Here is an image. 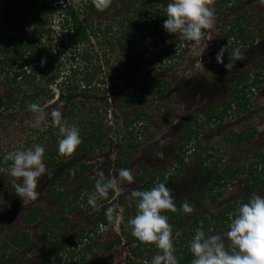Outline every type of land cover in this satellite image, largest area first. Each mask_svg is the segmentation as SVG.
Masks as SVG:
<instances>
[{
  "label": "rangeland",
  "instance_id": "374dc122",
  "mask_svg": "<svg viewBox=\"0 0 264 264\" xmlns=\"http://www.w3.org/2000/svg\"><path fill=\"white\" fill-rule=\"evenodd\" d=\"M58 2H61V0H58ZM113 2L108 13L102 15V18L93 19L94 26H103L106 22H109L111 14H114V18L121 13L127 14V7L116 0H113ZM28 3L29 0H0V9L6 7L24 8L25 15L17 19L16 26L19 28L23 22L24 25L21 28L25 29L28 35L31 36L37 22L30 20L31 12L28 11ZM217 3L212 1L211 6L215 9ZM237 18L241 19V26L244 27L243 35L245 37L243 39H238L235 34L231 35L229 33L230 27L234 28V31L236 30L233 22L235 23ZM56 24L57 20H54L37 29L36 34L40 37L38 41L42 42L44 40L42 34H44L47 26H54L56 31L52 35L55 36L53 38L55 45L51 51L44 47L41 48V52H34L30 55L28 58H32L33 61L30 66H27V72H31V68L35 67L38 60L41 61L43 58L45 63L47 62L46 64H49L52 60L54 66L60 65L58 68L61 70L62 78L70 73L69 69L72 62L57 48L59 29ZM263 25L264 0H241L239 6L228 7L220 11L215 9L214 27L212 30L207 31L198 43L188 41L184 45L177 46L173 42L176 41L179 35L173 36L164 29L158 32L151 25L153 33L146 41L137 43L125 58L118 56V50L111 51L104 46L99 47L97 43L90 47L87 44L89 59L86 63L83 61L78 63L83 68H81L78 77L82 78L88 73L94 81L82 93H79L76 99L81 100L85 105L81 107L74 118H69L68 121L75 124L80 121L81 123H78L80 134L83 133L81 135L86 136L90 126L88 119L92 117L94 122H98L102 118L105 122H103L104 125L107 124L105 129L108 141L106 146L93 150L91 154L76 156L74 152L70 156V159H72L71 171L77 168L84 173L80 178L75 176V178H70L64 193L68 195L79 182L85 184L83 186L85 190L92 192L95 182H89L88 178H91L92 174L98 171H103L106 177L112 176L118 179L121 189L118 198L120 203L121 199L127 197L136 187V176L140 174L144 177V180L142 179L143 184L150 183V176L154 175L157 178L156 181L160 179L172 190L176 202L181 196V191L177 189L178 184L201 175L195 164L196 156L192 150L184 155L183 169L179 173H176L175 169L178 164L172 161V154L181 142L179 136L187 130L188 126H192L197 131V142L202 150L207 146H213L214 150L207 151V153H215V156L209 158L208 166L211 167L215 162L219 166L223 163V166H240L248 169L255 161L253 152L260 151V149L264 150V80L257 84H250L251 81L249 80L246 82L247 85L251 86V89L247 90L249 100L244 109L231 107L227 115H223L219 111L222 109L223 103L232 98L231 88L236 85L239 75L246 71L255 73L259 70V64L264 60V35L260 29ZM17 32L19 31H16V28L8 30L4 25H0V38L6 39L3 37L5 34L10 37L13 34H18ZM117 32L118 29H115L112 34L115 35ZM93 41L97 42L98 39L94 38ZM10 45L11 51L9 54L15 48L13 42ZM221 47L226 49L224 62L228 63V57L233 59L232 64L234 67L230 71L223 67L224 69L221 72H217L223 66V64L217 63L215 59L216 52ZM82 48L81 50L85 49L84 46ZM236 49H239L242 53V59L240 60H237L233 55ZM169 54L170 57H168ZM108 55L111 57L113 64H115L116 58L125 62L126 68L129 71H134L136 78L139 80L146 78L156 82L167 81L169 83L167 89L163 93L155 95V97L145 96L143 98L145 99L144 102L139 105L126 107L125 98L122 94H129L132 90L131 87L126 91L113 92L104 89L99 82L103 76L109 75L108 72H111L104 60ZM99 64L100 68H98ZM27 78H19L17 83H12L10 87L4 77L0 76V95L3 97L12 95L21 98L23 94L29 95L35 92V89L28 87ZM215 80H222V83L215 85ZM134 82L135 80H131L129 86ZM51 87L52 97L45 95L47 98L44 99L42 96V98L36 100V103L44 106L46 113H50L53 108L59 107L63 114L67 110L66 100L57 99L58 86L53 84ZM134 98L137 100V97L134 96ZM27 103L17 101L13 107H0V167H7L10 161H5L4 157L15 148H29L41 144L45 148V163L49 161L50 154L47 155L48 153L58 151V129L53 127V134H48L46 133L48 127L45 131L31 127L34 116L28 110L29 103ZM211 113H219L221 117H209L208 115H211ZM142 114H146L148 117L142 119L141 125L137 123L136 128H138L136 130L138 131L127 132L128 129L126 130L124 121L127 118ZM50 119L49 115V125ZM253 128L256 129V132L252 133L248 139L240 144L233 142L232 132L250 134ZM188 132H191V130H188ZM127 134H133L134 140L136 138L138 142L136 147L133 146L129 149L125 144ZM194 141L192 140L189 145L193 146ZM126 150L131 151L132 158L122 168L131 170L134 177L131 183L120 179L117 175L118 171L115 172L114 169L109 168V160L116 158L120 151L124 152ZM158 153H162V156ZM59 161L67 162L69 160L67 157H63L59 158ZM82 162H87L92 167L83 169L79 166ZM50 163L49 165L46 163V166L52 175L51 177H41L37 189L40 195L36 201L23 203L22 199L15 194L14 178L7 173L0 174V264H33L36 261L53 264L52 262L59 248L60 251L66 249L69 252L63 254L59 264H102L104 260L107 261V264H128L132 257L131 244H117L112 248H106L104 244L110 242L113 235L119 233V231H122L121 242L127 241L129 236H132L130 226L126 225L124 229H121L117 222L114 224L106 223V227L102 225L101 229L93 234L92 240H89L91 242L90 249L87 248L85 251L79 250L78 247L75 249L66 247L63 240L56 241L48 234L43 235L42 225L45 216L59 211L53 201L48 199L47 192L48 190L50 193L55 192L58 189V186H55L57 182L50 185V181L55 177L56 172L60 170L62 163L57 166ZM161 173L164 174L162 178ZM220 174L223 180L228 182L220 188L222 194L215 195L213 202L210 201L208 196L201 197L197 203L191 202L192 212H184V214L197 216L202 213L204 215L206 213L214 214L227 204L234 203L233 195L241 191L248 174H238L235 179L229 178L224 172ZM84 176L87 177V180L82 179ZM182 189L185 190L181 193L183 197L186 196L188 191H186V187ZM253 194L264 196V190L255 188ZM241 203L245 202L235 203L236 207ZM115 204V202L113 204L101 203L98 208L104 207L102 216H105L107 208L114 209ZM118 206L117 219L123 216H131L133 207H136L135 203H130L129 200L124 204L120 203ZM36 207H39V211L43 212L44 215L38 216L30 223H26V214ZM96 216L97 214L92 208H87L82 212H72L68 214L67 222L63 225L66 230L70 229L69 234L71 232L76 233L81 229L86 231L93 225ZM229 222L230 218L222 222V227L214 228L210 232L223 236L228 229ZM183 231L186 235L189 234L187 228L183 227ZM69 234L67 233L65 237ZM13 238L26 240L22 245L16 246L11 243ZM34 243L37 246L33 245ZM225 243L227 244L226 238ZM156 254H160L158 249L153 251L151 258ZM81 256H84V259Z\"/></svg>",
  "mask_w": 264,
  "mask_h": 264
},
{
  "label": "trees",
  "instance_id": "16d2710c",
  "mask_svg": "<svg viewBox=\"0 0 264 264\" xmlns=\"http://www.w3.org/2000/svg\"><path fill=\"white\" fill-rule=\"evenodd\" d=\"M116 1L127 7V14L121 13L115 18L113 16L114 14H111V17L108 20L109 22H106L103 26L97 27L94 26L93 19H97V17L102 18V15L108 13L114 3L113 0L110 7L102 12L98 11L93 6L92 0H72V2H70L68 5L67 0H64L63 3L58 2V0H29L28 11L31 12L30 20L37 22L36 27L33 30L34 32L31 36L28 35L25 29L21 28V26L24 25L23 22L19 28L16 26L17 19L22 18L25 15L24 8L6 7L0 9V25H4L8 30L16 28V31H19L17 32L18 34H13L10 37L9 35L5 34L3 37L6 39L0 38V76L4 77L7 85L10 87L12 86V83H17L19 78L28 77L26 79L28 87H32L36 90L29 95L23 94L21 98L16 96L13 97L12 95H6L5 97L0 95V107L10 108L15 106L17 101H23L24 103L29 101L28 103H32L36 102L37 99L42 98V96L44 99L47 97H52L53 92L51 91V86L55 84V86L59 87L57 99L66 100L67 110L65 113H63V116L67 119L74 118L76 113L81 110V107L85 105L81 100L76 98L78 97L79 93H82L84 89L89 87V85L94 81L93 77L89 76L88 73L82 76V78L78 77V74L81 72L82 68L78 65V63H80V61L86 63L89 59L87 55V44L90 47L91 45H95L97 43L99 47L104 46L111 51L118 50V56L125 58L137 43L146 41V39L153 33V29H157L158 32L162 31L163 22L167 18L166 6L170 2V0ZM212 1L218 2L215 5V9L217 11H220L221 9L224 10L232 6H239L241 3V0ZM87 12L88 14L86 15ZM54 20H57L56 26L59 29L57 48L68 57L67 59L69 61L72 62L69 69L70 73L63 78L60 74L61 70L58 68L60 65L54 66L52 60L49 64H46V62L43 65L41 64V61L38 60L37 65L31 68V72H27V66H30L33 61L32 58H28L30 55H32L34 52H41V48L46 47L51 51L52 47H54L55 43L53 38L55 36L52 35L53 32L56 31L54 26H47L44 34H42V37L44 38L42 42L38 41L40 37H38L36 34V31L39 27H43L46 23H51ZM240 20V18H237L235 23L233 22L236 30L234 31V28L230 27L229 33L231 35L235 34L238 39H243L245 37L243 35L244 27L241 26L242 22H240ZM243 22L245 21L243 20ZM151 25H153V29ZM115 29H118V32L117 34L113 35L112 33ZM260 29L264 35V25ZM94 38L98 39V41L94 42ZM11 42H13L15 48L12 53L9 54L11 51ZM187 42V40H183L180 38V36H178L176 41L173 43L177 46H180L181 44L184 45V43ZM83 46L85 49L81 50ZM168 57H170V54ZM104 60L111 72H108L110 73L109 75L103 76L99 82L102 84L104 89L111 90L113 92H121L123 90L126 91L129 87H131L132 92L130 91L129 94H122L123 98H125L126 107L139 105L140 103L144 102L145 99L143 98L145 96L155 97V95L163 93L168 87L169 83L167 81L156 82L146 78L141 80L137 79L135 72L129 71L126 68L125 62L118 60V58L115 59L117 61H115V64L112 63L111 57L109 55L106 56ZM229 61L233 63V59L230 57H228V62ZM75 64H77L78 67ZM259 66V70L255 73L246 71L239 75L235 83L236 85L231 88L232 98L223 103L222 109L219 111L221 114L227 115V112L234 105H236L239 109H244L247 106L249 100L247 96V90L251 89V86L247 85L246 82L249 80L251 81L250 84H257L264 80V60L259 64ZM100 67L101 66L99 64L98 68ZM223 67L224 66L220 67L217 72H221L224 69ZM131 80H135V82L129 86V82ZM221 81L222 80H215L214 83L215 85H218L222 83ZM207 84H209V82H207ZM45 95L48 96L46 97ZM134 96L137 97V100H135ZM145 115L146 114H142L140 116L127 118V120L124 121L125 128L126 130L128 129L127 132L132 130L138 131L136 130L138 128H136V125L137 123H139V125L142 124V119L148 117V115ZM208 116H214L215 118L221 117L219 113H211V115L209 114ZM88 121L90 124L88 128V134L86 136L81 135L82 142L75 151L76 156H85L91 154L93 150L106 146V142L108 141L106 136L107 131L105 129V125L107 127V124L104 125L105 122L103 119L100 118L98 122H94L93 118L91 117L88 119ZM78 123L81 122L78 121L76 124L78 125ZM193 129L194 128H192V126H188L187 130L180 134L179 141L181 142L172 154V161L178 164L175 169L176 173H179L183 169L184 155L192 150L196 156L195 164L200 170L201 175L196 178L187 179L181 184H178V190L181 191V196L175 202L177 207L176 212L163 210V214L168 216V222L173 226L174 247L176 255L179 258V264H191L192 255L188 249V242L192 238L197 227L202 226L205 231L211 227H222V222L229 219L230 215L234 213V210L237 208L235 203L240 201L246 203V201L253 194L255 188H261L264 190V150L260 149V151L253 152L255 161H253V164L250 165L248 169L240 166H223V163L221 166H219V164L217 165L215 162H213V165L210 167L208 166L209 158L215 156V153H207V151L214 150V148L213 146H207L204 150H202L201 146H199V143L197 142V131ZM188 130H191V132H188ZM53 132V126L50 124L48 126V130H46V133L53 134ZM252 133L253 130L250 134L232 132L234 138L233 142L240 144L241 142L248 139ZM126 138L127 142L125 144L129 149L133 146L136 147L138 142L136 141V138L134 140L133 134H127ZM192 140L195 141L193 146H190L189 144H191L190 142H192ZM51 152L47 154H50V156L49 161L46 163L49 165L51 162L54 164V166L62 163V167L56 172L55 177H53L50 181V185H53L54 182H57L55 186H58V189H56L55 192L52 191L51 193L48 190L47 197L49 200L53 201V203L59 208V211H57V213H52L48 216H45L42 225L43 235L48 234L56 241L63 240L66 247H72V249H75L80 245L82 248L79 250L85 251L87 248L90 249L91 242L89 240H92L93 234L99 231V224H109L114 221V214L117 213L119 209L118 205H120V203L124 204L127 202L132 191L127 195V197L122 198L119 204H115L116 206L113 209V218L111 221H108L104 215L102 216V214H104L102 209H98L96 211V219L89 229L86 231L81 229L76 233L71 232V234H69L70 229L66 230L63 223L67 222L68 214L72 212H82L87 208H91V206L87 204V197L91 192L85 190L83 187L85 186L84 183L79 182L75 187H73V190L70 191L68 195L65 194V187L68 180L75 177L80 178L84 172L82 170H78L77 168H74V170L71 171L72 159H70V157H67L69 161L60 162L59 158H63L65 156H61L58 151ZM131 158L132 153L130 150H126L124 152L120 151L116 158L114 157L113 160H109V168L119 171V169L126 166L127 162L130 161ZM79 166L83 169H90L92 167V165L87 162H82L79 164ZM221 172H224V174L231 179H235L238 174H248L245 178V183L243 182L241 191L235 193L233 196L234 203L227 204L224 208L219 209L214 214L207 213L204 215L202 213L198 216L184 214V212L181 210V205L185 201H187L189 204L191 202L197 203L200 201L199 199L201 197L208 196L210 201L213 202L216 197L215 195L222 194L220 188L226 185L228 182L223 180V177H221L220 174ZM96 174L97 173L92 174L93 176L88 178V181L94 183L97 179ZM161 175L162 178L164 174L161 173ZM150 178V183L142 184L144 177L140 174L139 176H136L135 183H137V185L134 190H147L153 187L155 184L161 182L160 179L156 181L157 178L154 175L150 176ZM82 179L87 180V177L84 176ZM152 181L153 183H151ZM182 186L186 187L188 191L186 196L183 197L181 193H183L185 190L182 189ZM93 190L91 191L93 192ZM109 200L111 199H98L97 205L99 206L101 203H107ZM111 201L114 202V200ZM42 213L39 211V207L34 208L33 211L26 214V223H30L38 216L44 215ZM135 214L136 207H133L130 214L131 216H123L121 218L120 228L124 229L126 225L129 226L128 220ZM183 227H185V229L187 228L189 232L188 235L184 233ZM67 233L69 236L65 237ZM25 240L26 239L22 238H13L11 243L13 245L19 246L22 245ZM121 241V235H115L113 240L104 244V247L109 248L121 243ZM125 242L127 245H132L130 247L132 257L128 264H150L151 254L156 249L154 245L141 243L133 236H129L128 240ZM34 245L37 246L35 243ZM67 253L69 252H67L66 249L60 251L59 248L58 253L56 252L55 259L52 263L59 264L63 254ZM81 258L84 259V256H81ZM33 264L44 263L36 261Z\"/></svg>",
  "mask_w": 264,
  "mask_h": 264
},
{
  "label": "clouds",
  "instance_id": "9594fccd",
  "mask_svg": "<svg viewBox=\"0 0 264 264\" xmlns=\"http://www.w3.org/2000/svg\"><path fill=\"white\" fill-rule=\"evenodd\" d=\"M70 2L72 0H67V5ZM92 4L102 12L110 7L112 0H92ZM211 4L212 0H170L166 6L167 18L163 22V29L169 34L179 35L183 40L200 42L206 32L214 27L215 9ZM225 51V47H221L215 59L230 71L234 65L230 61L224 62ZM233 55L237 60L242 59L239 49L234 50ZM44 63L42 58L41 64ZM28 110L34 116L31 127L40 131H45L49 126L50 115L51 126L58 129V153L65 157L72 156L82 142L78 125L70 123L59 107L46 113L44 106L32 102L28 104ZM44 154L45 148L36 144L29 148H15L4 157L10 163L7 167H0V174L7 173L14 178L15 194L23 203L36 201L40 195L37 189L41 177L52 175L44 162ZM158 155L162 156V153ZM96 175L94 191L87 197V204L93 210H98V199L115 200L121 193L116 177H106L103 171H98ZM117 175L129 183L134 179L127 168L119 169ZM129 201L136 206V214L128 220L131 235L141 243L154 245L160 253L151 258L150 264H179L173 226L168 222V216L163 214V210L177 211L172 190L166 183L160 182L147 190H133ZM181 210L191 213L193 209L185 201ZM112 212L111 207L105 211L108 221L113 218ZM188 249L192 255L191 264H264V196L253 194L246 203L239 204L230 215L228 229L223 236L206 233L202 226L197 227L188 242Z\"/></svg>",
  "mask_w": 264,
  "mask_h": 264
},
{
  "label": "flooded vegetation",
  "instance_id": "af4514ba",
  "mask_svg": "<svg viewBox=\"0 0 264 264\" xmlns=\"http://www.w3.org/2000/svg\"><path fill=\"white\" fill-rule=\"evenodd\" d=\"M233 107L239 109L236 105H234ZM227 114H228V112H227ZM255 132H256V129L253 128V134H254ZM111 169H112V168H111ZM114 171H115V170H114ZM115 172H117V171H115ZM177 189H179V187H177ZM178 191H179V190H178ZM186 191H187V190H186ZM120 194H121V193H120ZM233 196H234V195H233ZM118 198H119V196L116 197V199L114 200V202H115L116 204H119ZM107 203H108V204H111V203H113V202H112L111 200H109V202H107ZM100 205H101V204H100ZM101 207L103 208V206H101ZM101 207H99L98 209H102ZM96 211H97V210H95V213H96ZM103 211H104V210L102 209V212H103ZM103 213H104V212H103ZM117 213H118V212H117ZM117 213L114 214V215H115V217H114V221H112L111 223L114 224L115 222H117V224L119 223V226H120V220H121V217L117 219V215H116ZM206 214H207V213H206ZM109 224H110V223H109ZM102 225H104V227H106V224H105V223H100V224H99V226H100L99 229H101V226H102ZM213 229H214L213 227H211V228H209V229H206V233H207V232H210V230H213ZM121 232H122V231H119V233H117V234H115V235H119V236H120V235L122 234ZM115 235H113V238H114ZM112 240H113V239H112ZM122 243H123L124 245L126 244V242L123 241V242L119 243V245L122 244ZM33 245H34V244H33ZM116 245H117V244H116ZM116 245H114V246H116ZM114 246H111V248L114 247ZM81 247H82V246L79 245L78 248L80 249ZM109 248H110V247H109ZM102 264H107V261L104 260V261L102 262Z\"/></svg>",
  "mask_w": 264,
  "mask_h": 264
}]
</instances>
